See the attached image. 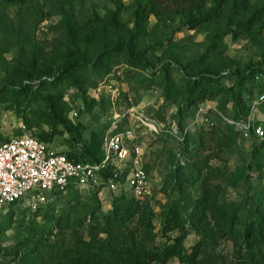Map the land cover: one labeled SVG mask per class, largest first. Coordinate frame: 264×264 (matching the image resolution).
<instances>
[{
  "label": "rangeland",
  "instance_id": "obj_1",
  "mask_svg": "<svg viewBox=\"0 0 264 264\" xmlns=\"http://www.w3.org/2000/svg\"><path fill=\"white\" fill-rule=\"evenodd\" d=\"M116 2L21 0L7 4L0 0V138L30 129L45 134L60 149L80 140L87 150L90 144L102 146L107 132L131 127L134 142L144 150L151 193L137 198L126 192L156 212L154 242L159 243L163 237L157 212L172 182L193 201L204 189L201 179L207 169L219 168L223 174L212 182L221 185L220 203L244 194L247 185L254 190L264 183V167L254 166L243 173L254 144L251 136L225 121L229 88H236L250 110L264 91V82L240 87L234 73L264 65V28L260 33L254 25L236 37L228 32L231 21L247 18L264 6V0H206L202 11L209 10V15L194 28L181 23L183 9L174 3L160 17L148 15L137 23L134 0ZM105 60H109L106 68H93ZM224 68L230 71L218 78L222 87L202 79L198 89L191 90L189 75ZM22 83L28 86L26 96L16 97L8 90ZM164 85H168L167 92ZM200 91L206 96L201 101L196 100ZM82 99L84 105L78 104ZM201 102L206 106L202 110ZM258 106L256 116L264 113L263 103ZM139 108L164 124L165 131L150 130L132 114ZM63 121L73 125L72 136ZM186 144L192 146L189 161L172 172ZM118 195L105 185L73 187L38 197L26 194L0 214V264H32V256L24 253L20 242L29 227L42 223L41 214L45 215V234L50 215L64 214L73 223L82 220L76 229L87 236L98 228L99 218L90 219L91 211L95 216L109 212ZM56 226L52 240L59 234L68 237L70 228ZM198 239L190 231L186 248L190 250ZM235 250L233 240L221 238L213 249L202 253L213 257L222 253L226 263H232ZM166 264L180 262L172 258Z\"/></svg>",
  "mask_w": 264,
  "mask_h": 264
},
{
  "label": "trees",
  "instance_id": "obj_2",
  "mask_svg": "<svg viewBox=\"0 0 264 264\" xmlns=\"http://www.w3.org/2000/svg\"><path fill=\"white\" fill-rule=\"evenodd\" d=\"M2 1L7 4L21 2V0ZM111 1L116 5V0ZM205 1L170 0L169 3L167 0H134L133 13L138 23L148 15L160 17L161 14L169 10L171 3H174L183 9L181 23H188L190 28H194L209 15V10L202 11ZM254 25H258V31L262 33L264 6L255 8L245 19L231 21L228 32L236 37ZM108 64L109 60H105L101 64L95 63L93 68L96 71L102 70ZM229 71V68H224L217 73L202 72L200 75H189L193 85L191 90H197L202 79L213 80L218 87H222L223 85L218 81L220 77L228 75ZM44 73L40 75H45ZM234 73L239 86L243 88L264 82V65H253L246 71H235ZM152 74L154 75V72ZM164 88L167 92L168 85H164ZM8 90L16 97L21 94L26 96L28 86L26 83H22V85ZM228 91L231 102L226 104L228 114L225 121L244 135L243 130L236 122H246L251 110L236 88H229ZM204 93L200 91L196 100L201 101L206 97ZM260 95H264V91L257 95V100ZM187 96L193 97L194 93H189ZM192 101L194 102L191 100L188 103ZM203 103H200L202 109L206 107ZM262 103L264 106V100L259 101L256 105L259 112L258 105ZM78 104L84 105V100H80ZM229 120L234 122H229ZM61 123L65 125L66 130L72 136L75 131L73 125L67 121ZM252 123L261 125L264 131V113H261L260 116H256L255 113ZM27 131L48 145L57 147L47 140L45 134L37 135L30 129ZM248 134L254 144L250 161L244 168V175L254 166L258 169L264 167V135L260 138L257 137L253 134L252 128L248 130ZM187 135L185 140H187ZM199 144L200 147L204 145L202 142ZM73 145L67 149L57 148L64 152L68 158L80 161L94 162L99 160L103 154L102 146L90 144V147L84 150V144L80 140H74ZM191 147L190 144H186L181 148L178 153V162L176 165L174 164L172 172H178L188 163ZM111 167L107 165V168L100 173L102 180H106L110 176ZM143 167L148 173L144 161ZM126 171V169L123 170L121 180L124 179ZM222 174L223 170L219 168L207 169L201 179L204 189L201 195L193 201L186 199L187 197L182 193L178 183L170 184V192L165 191V201L160 203L157 212L161 219L160 234L163 237L159 243L154 242L156 236L153 221L156 214L154 209L147 202H141L140 199L127 194L125 190H113L119 195L113 199L109 212L95 216L94 211H91L90 219L97 220L96 218H99L97 220L98 228L96 227L95 231H90L87 236H83L76 229V225L80 224L82 220L79 219L78 223H73L71 218L64 214L50 215V223L46 227L45 234V215L41 214L42 223L32 226V228L29 227L24 233L20 245L24 247V253H29L32 256V264H166L172 258H177L180 264H264V183L254 190H250V185H247L244 194L240 193L231 202L220 203L218 192L221 185L212 182V180ZM196 177L200 178L199 174ZM245 180L248 184L247 176ZM101 185L105 184L100 183L96 186L88 185L86 187L95 189ZM73 187L77 188V186L70 185L67 189ZM17 201L6 206L0 214L5 213L7 208ZM131 220L134 223L133 226L129 224ZM55 225L70 228L68 237L64 238L59 234L57 235L59 239L52 240L51 235H53ZM190 231L198 234L199 239L188 250L185 246V239ZM47 238L48 241L45 240ZM221 238H230L236 245V259L232 263H226L222 253H219L217 257L202 253L207 248L213 249Z\"/></svg>",
  "mask_w": 264,
  "mask_h": 264
},
{
  "label": "built area",
  "instance_id": "obj_3",
  "mask_svg": "<svg viewBox=\"0 0 264 264\" xmlns=\"http://www.w3.org/2000/svg\"><path fill=\"white\" fill-rule=\"evenodd\" d=\"M261 100L264 95L254 102L246 122H236L244 135H248L250 128L257 137L264 135L262 126L252 123L256 105ZM132 114H136L150 130L165 131L164 124L147 116L142 108L134 109ZM134 138L131 127L107 132L102 144L103 154L94 162L68 158L57 147L39 140L31 132L0 139V213L26 194L43 196L44 193L63 191L70 185L83 187L104 183L110 190H125L137 198L148 196L151 182L143 167L144 150ZM107 165L112 166L110 176L102 180L100 173ZM125 169V177L121 180Z\"/></svg>",
  "mask_w": 264,
  "mask_h": 264
},
{
  "label": "crops",
  "instance_id": "obj_4",
  "mask_svg": "<svg viewBox=\"0 0 264 264\" xmlns=\"http://www.w3.org/2000/svg\"><path fill=\"white\" fill-rule=\"evenodd\" d=\"M140 145V144H139ZM143 148V147H142ZM143 157H144V154H143ZM106 187V186H105ZM107 188V187H106ZM108 189V188H107ZM110 190V189H109ZM55 192V191H54ZM52 193V192H51Z\"/></svg>",
  "mask_w": 264,
  "mask_h": 264
}]
</instances>
